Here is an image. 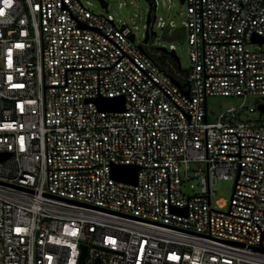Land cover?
Returning a JSON list of instances; mask_svg holds the SVG:
<instances>
[{
  "label": "built area",
  "instance_id": "2783aa9c",
  "mask_svg": "<svg viewBox=\"0 0 264 264\" xmlns=\"http://www.w3.org/2000/svg\"><path fill=\"white\" fill-rule=\"evenodd\" d=\"M184 4L180 28L153 0L146 30H181L185 69L109 4L0 0V264H80L84 247L83 264H264V113L239 111L264 103V0ZM208 96L243 102L212 120Z\"/></svg>",
  "mask_w": 264,
  "mask_h": 264
},
{
  "label": "rangeland",
  "instance_id": "374dc122",
  "mask_svg": "<svg viewBox=\"0 0 264 264\" xmlns=\"http://www.w3.org/2000/svg\"><path fill=\"white\" fill-rule=\"evenodd\" d=\"M86 1V0H84ZM93 5L91 9L95 12L103 10L99 0H91ZM109 4L108 11L114 15L117 22L121 25H129L132 27L137 37L141 40L146 36L147 15L150 10L151 0H106ZM159 7L157 8V16L162 17L164 21L169 24L173 21L177 27H183L185 16L187 13V6L181 3L180 0H158ZM158 33L157 36L151 35L150 41L153 43L154 48L157 47H169L171 43L176 45L177 55L180 57L181 66L183 69L187 68L190 63L189 57V45L188 41L181 34V30L177 28L173 29L170 33L168 30H164L163 27L155 29ZM264 49V44L261 47ZM163 61L168 56L164 54ZM263 99L250 98L249 103L244 108H240L241 117L243 119H259L263 117L262 113L258 109V103H261ZM243 100L240 97H227V96H208V107L211 113L210 119H215V116L219 112L230 106H239ZM234 188V182L229 180H217L212 185V191L214 192L213 202L219 199L225 200L227 204L230 203L232 192ZM182 191L185 194L198 193L200 191V181L197 179L185 180L182 185Z\"/></svg>",
  "mask_w": 264,
  "mask_h": 264
},
{
  "label": "water",
  "instance_id": "95a60500",
  "mask_svg": "<svg viewBox=\"0 0 264 264\" xmlns=\"http://www.w3.org/2000/svg\"><path fill=\"white\" fill-rule=\"evenodd\" d=\"M101 3V6L104 7L105 9L108 8V2L106 0H99ZM181 3H184L185 0H180ZM150 10L148 12L147 15V24L149 25L151 23V21H155L156 19V15L154 14L153 17L151 16V9H152V5H153V0L150 1ZM154 36H156V32L153 33ZM135 36L134 34L131 36V39L134 40ZM150 38V32L147 29L146 30V36H145V42H147ZM253 41L255 42H260L263 43L264 39L259 37V36H255L253 38ZM165 52L169 53L179 64V67H181L180 64V58L177 55L176 51H169L167 49H164ZM177 82V81H176ZM178 83V82H177ZM188 93V92H187ZM98 104L100 105V107L102 109H106V110H124V98H120V99H112V98H99L98 100ZM258 109L260 110V112L264 113V103H260L258 104ZM11 154L10 153H0V159H7L8 157H10ZM137 170L138 168L135 166H128V165H115L113 167V175L115 178L119 179V180H124L127 182H136L137 180ZM85 255H86V247H84V252L82 254L81 257V261L80 264L84 263V259H85Z\"/></svg>",
  "mask_w": 264,
  "mask_h": 264
},
{
  "label": "trees",
  "instance_id": "16d2710c",
  "mask_svg": "<svg viewBox=\"0 0 264 264\" xmlns=\"http://www.w3.org/2000/svg\"><path fill=\"white\" fill-rule=\"evenodd\" d=\"M165 56V55H164ZM168 56V55H167ZM169 57V56H168Z\"/></svg>",
  "mask_w": 264,
  "mask_h": 264
}]
</instances>
